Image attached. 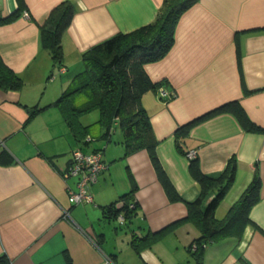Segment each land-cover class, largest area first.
<instances>
[{
    "label": "crops",
    "instance_id": "1",
    "mask_svg": "<svg viewBox=\"0 0 264 264\" xmlns=\"http://www.w3.org/2000/svg\"><path fill=\"white\" fill-rule=\"evenodd\" d=\"M62 1L72 3L73 14L61 36L64 67L59 73L65 76L57 79L40 26ZM162 1L23 0L19 7L18 0H0V15L19 10L16 18L0 24V56L22 80L19 89L0 88V256L9 264H68L66 255L71 264H102L106 256L115 264H264V0H197L180 15L167 53L143 66L157 86L146 89L140 101L149 114L159 164L179 199H169L146 149L123 155L121 134L115 144L98 137L84 148H100L106 163L90 184L93 201L74 204L67 193L68 187L76 188V179L62 173L79 143L53 102L82 68L87 48L152 22ZM161 88L172 94L161 96ZM230 101L238 102L256 128L222 111L193 125L183 146L186 152L196 149L193 158L211 178L235 160L234 180L215 209L217 218L224 217L258 170L259 199L240 237L206 241L199 262L187 249L200 235L189 221L139 252L131 245L127 250L109 246L108 235H118L119 228L126 227L131 238L133 232L141 236L186 218L187 203L202 189L174 132ZM34 107L39 109L31 114ZM128 170L137 206L120 227L104 217L102 206L131 189ZM217 186L207 188L204 205Z\"/></svg>",
    "mask_w": 264,
    "mask_h": 264
},
{
    "label": "trees",
    "instance_id": "2",
    "mask_svg": "<svg viewBox=\"0 0 264 264\" xmlns=\"http://www.w3.org/2000/svg\"><path fill=\"white\" fill-rule=\"evenodd\" d=\"M18 1L19 7H23V0ZM196 1L163 0L152 22L131 31L116 33L91 45L82 53V68L75 72L68 85L53 102L79 143L78 147L83 150L90 141L98 137L110 140L114 132L113 123L117 122L122 136L123 155L146 149L170 200H177L179 196L159 164L155 151L156 138L149 114L140 101L142 93L146 89L156 88L157 84L151 82L143 66L167 53L174 41V29L180 15ZM18 14L19 10L7 16L0 15V24L11 21ZM72 14V3L62 1L50 11L46 21L40 26L42 46L50 53L53 66L59 68L64 67L61 36ZM21 85V78L4 64L0 56V88L19 89ZM38 109L34 107L30 113L33 114ZM93 109L99 112V118L95 124L103 128L100 136L92 134L91 125L83 124L80 120L84 113ZM222 111L233 112L244 127L256 128L243 114L238 102L230 101L179 126L174 132L178 150L183 154L187 153L183 141L193 125ZM87 138H90V141ZM90 150L102 152L100 148L95 147ZM70 160L71 156L69 163ZM189 171L201 185L202 191L193 202L187 203L186 218L160 230L148 231L141 236L133 232L129 243L135 251L139 252L142 247L155 243L174 225L182 221L191 222L200 231V235L187 246L188 251L198 262L201 260L206 241L224 237H240L243 228L250 222L249 211L259 199L261 180L258 170H254L251 181L222 218L215 216V209L234 180L235 160L228 161L217 179L203 174L196 158L190 159ZM128 178L131 181V189L121 194L116 200L102 206L104 217L110 220L117 221L118 214H123L124 223L120 224L117 221L120 227L125 225L137 206L133 198L135 184L129 170ZM214 184L218 185L216 192L204 205L206 190ZM66 259L67 263L71 264L67 255ZM0 264H9L5 255L0 256Z\"/></svg>",
    "mask_w": 264,
    "mask_h": 264
},
{
    "label": "built area",
    "instance_id": "3",
    "mask_svg": "<svg viewBox=\"0 0 264 264\" xmlns=\"http://www.w3.org/2000/svg\"><path fill=\"white\" fill-rule=\"evenodd\" d=\"M22 14L27 16V11ZM160 94L163 97H168L172 92L161 88ZM90 141V138H87ZM196 154V149H190L187 152L189 158H193ZM106 168V163L103 159L100 150H83L76 147L71 151V160L66 170L62 173L64 178L75 177L76 188H67V193L74 204L88 203L93 201V196L90 192V184L95 182L98 175ZM117 221L123 224L125 219L122 213L118 214ZM102 264H115L114 261L106 256Z\"/></svg>",
    "mask_w": 264,
    "mask_h": 264
},
{
    "label": "rangeland",
    "instance_id": "4",
    "mask_svg": "<svg viewBox=\"0 0 264 264\" xmlns=\"http://www.w3.org/2000/svg\"><path fill=\"white\" fill-rule=\"evenodd\" d=\"M63 57H64V55H63ZM63 61H64V58H63ZM51 70L53 72V76H55L57 79L65 76L64 74L59 73V70H60L59 67L53 66V63L51 65L50 71ZM71 71H72V69H71ZM98 118H99L98 110L93 109L87 113H84L80 117V120L83 124L91 125V133L94 135H98L100 128H99V125L95 124V122L98 120ZM117 128H115L113 135H112V138H111V141L108 142V144H115L117 139H119L118 134L120 136L121 133L119 130H117ZM92 143H94V141H92ZM116 223H117V221H116ZM123 228L118 229V235H116V236L113 233L108 235L107 244H109V246H115L116 245L117 247L124 248V250H127L128 248L130 249V247H129L130 246V244H129L130 238H129V235L126 234L127 228L126 227L124 229Z\"/></svg>",
    "mask_w": 264,
    "mask_h": 264
}]
</instances>
